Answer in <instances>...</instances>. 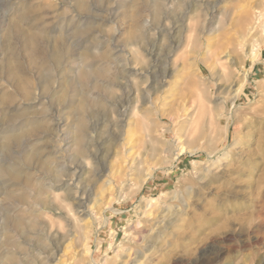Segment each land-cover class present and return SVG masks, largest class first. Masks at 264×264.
<instances>
[{"label":"rangeland","instance_id":"obj_1","mask_svg":"<svg viewBox=\"0 0 264 264\" xmlns=\"http://www.w3.org/2000/svg\"><path fill=\"white\" fill-rule=\"evenodd\" d=\"M82 1L0 0V170L20 175L0 171V264H264V0ZM80 91L85 157L67 144ZM31 151L90 163L87 214Z\"/></svg>","mask_w":264,"mask_h":264},{"label":"bare ground","instance_id":"obj_2","mask_svg":"<svg viewBox=\"0 0 264 264\" xmlns=\"http://www.w3.org/2000/svg\"><path fill=\"white\" fill-rule=\"evenodd\" d=\"M77 3H78V7H79V9H81V10H87V7H86V5L84 4L85 2H83L82 0H77ZM157 7V6H156ZM128 8V7H127ZM158 8V7H157ZM196 10V9H195ZM89 12V11H88ZM125 12V11H124ZM127 14V13H126ZM208 16V15H207ZM246 17V16H245ZM199 18V17H198ZM201 20H202V18H201ZM256 23L258 22V21H261V16H258V17H256ZM200 23V22H199ZM140 24V23H139ZM205 24V23H204ZM245 25H246V22H245ZM202 26V25H201ZM196 28H198V27H196ZM249 28V27H248ZM137 29V28H136ZM135 29V30H136ZM207 29V28H206ZM254 29H255V25L253 24V26L249 29V33H251L252 31H254ZM139 29H137V31H138ZM192 30V29H191ZM210 30V29H209ZM134 31V30H133ZM9 32V31H8ZM247 32V31H246ZM248 33V34H249ZM246 34V33H245ZM194 35V34H193ZM138 36V35H137ZM202 36V35H201ZM251 37V36H250ZM129 39L128 40H130L129 41V43L130 44H133V42H134V39H138V38H136V34H134V32H131L130 33V35H129V37H128ZM140 39V38H139ZM194 39H196V38H194ZM37 41H38V37H37V34H27L26 36H25V40H24V42L26 43V45L28 46V49H29V52H30V54H32L33 55V58H34V61L36 60V58L37 59H39V57H40V61L39 62H36L35 64L36 65H41V63H42V61H43V59L44 60H46L45 58H43V59H41L43 56H42V52H39L38 51V44H37ZM138 41V40H137ZM24 43V44H25ZM135 43V42H134ZM129 44V45H130ZM136 44V43H135ZM25 45V46H26ZM26 46V47H27ZM40 49V48H39ZM116 52H118V51H116ZM55 55V54H54ZM114 56V55H113ZM57 57V56H56ZM58 58V57H57ZM37 61V60H36ZM48 64V63H47ZM8 65H9V63H8ZM14 65V64H13ZM12 64H11V66H13ZM95 66V65H94ZM8 68V67H7ZM46 68V66L44 67V69ZM81 68V69H80ZM78 70L81 72V75L83 76V77H86V76H88L89 74H91V71L93 70L92 68H93V66H87V67H85V66H83L82 65V67H80ZM94 71V70H93ZM9 72V71H8ZM89 77V76H88ZM90 78V77H89ZM70 80H71V78L70 79H66V80H63L62 82L63 83H60L59 82V84H61L60 85V89H59V91H56V92H54V93H52L51 95L53 96V97H55L56 98V100L58 99V101L59 102H64L65 100H66V97H67V86L69 85V83H70ZM17 82V81H16ZM15 82V83H16ZM28 82H26V81H22V80H18V87L20 88V89H22L23 90V92L25 91L26 92V88L28 87ZM31 84V83H30ZM32 86V85H31ZM48 87H50V85L48 86L47 85V83L45 84V86L43 87V89L44 90H48ZM51 89H52V87H51ZM46 91H44V92H46ZM128 93V92H127ZM129 94V93H128ZM127 94V95H128ZM69 95V94H68ZM90 97V96H89ZM92 99V98H91ZM71 102V101H70ZM75 102V101H74ZM97 102V101H96ZM76 103V102H75ZM73 104V103H72ZM77 105L75 106L76 108V110H77V112H78V114H76V115H78L77 117H76V119L75 120H73V122H71L70 123V125H69V128H70V130L68 131V133L69 134H71L72 132L74 133V135L75 136H73L72 135V138H70V141L67 143V144H69L70 146L72 145H76L77 147H78V150H77V153H76V155H75V157H78L79 155L80 156H82V157H85V154H87V151H88V148L91 146V144H92V140L90 139L91 137L89 136V134H88V125H87V123H86V120H85V118L83 117V115L84 114H86V108H87V106H88V102H87V94L86 93H84V92H82V91H80V92H78V95H77V103H76ZM75 105V104H74ZM73 105V106H74ZM69 106H71V104L69 105ZM73 110V109H72ZM89 110V109H88ZM76 112V113H77ZM126 113V112H125ZM124 115V114H123ZM127 115V114H126ZM125 116V115H124ZM123 116V117H124ZM128 117V116H127ZM74 119V118H73ZM23 126V125H22ZM26 126V125H25ZM28 126V125H27ZM23 127L24 129H22L21 131H20V133L19 132H17V133H15V134H10L9 133V135H7V134H5L4 136V138L2 139L3 141L2 142H4L5 143V145L7 144H10L12 141L13 142H21V141H23L24 140V138H25V136H30V137H32L33 135H34V133L37 131V129L38 128H36V127H34V126H30V127ZM60 126V125H59ZM67 127V126H66ZM58 128V127H57ZM68 134V135H69ZM67 135V134H66ZM24 137V138H23ZM23 139V140H22ZM93 139V138H92ZM1 140V139H0ZM36 140V139H35ZM67 140V139H66ZM61 142V141H60ZM3 143V144H4ZM68 145V147H70ZM61 147V146H60ZM66 148V149H70V148ZM7 148H8V146H7ZM59 148V147H58ZM8 150V149H7ZM64 151H67V150H64ZM63 151V152H64ZM69 151V150H68ZM62 152V153H63ZM61 153V152H60ZM66 153V152H65ZM64 153V154H65ZM38 155H39V152L38 151H31V152H29L26 156H25V159L26 160H30L31 159V161L33 160V159H38V164H40L41 165V167H42V170L44 169V170H46V172L48 171L49 173L51 172V174H53L55 177H57L58 178V183H60V188L61 189H64V191L66 192V193H64V194H67V197L70 199V200H75V201H77L78 203H76V207H77V210L79 211L82 207H84L85 205L87 206V204H91V203H93L94 201H95V199H97V197H94V194H92V192H90V193H88L89 192V188H87V187H83V182H82V180L84 179H81L89 170V164L90 163H88V162H86V159L85 158H83V159H85V162L83 161H81L79 164H75V163H72V167H74V169L71 171V172H69V170H66L65 171V168L64 167H66V166H64L62 169H59V167L60 166H55V162L54 161H52V159L48 156L47 158H41L40 156L38 157ZM90 155H93V154H90ZM95 157V156H94ZM68 158V157H67ZM73 160V159H72ZM78 161V160H77ZM57 165V164H56ZM64 165V164H63ZM68 166H69V164H67ZM74 165V166H73ZM17 166H18V163H17ZM4 167V166H3ZM7 167V166H6ZM13 169V168H12ZM12 169H10V168H4L1 172L5 175V176H12V177H14V178H20V177H18V176H20L19 175V173L18 172H16L15 170H12ZM25 169V168H24ZM59 169V170H58ZM69 169V168H68ZM88 170V171H87ZM45 172V171H44ZM94 172V171H93ZM92 172V173H93ZM89 174H91V172L89 171L88 172ZM87 173V174H88ZM95 173V172H94ZM96 174V173H95ZM99 175V174H98ZM45 176V175H44ZM95 177V176H94ZM96 179H100V178H98V176H97V174H96ZM101 177V176H100ZM64 178L66 179V180H64ZM80 178V180L78 181V179ZM78 181V182H77ZM50 182V181H49ZM16 184V183H15ZM54 183H52L50 186H49V184L47 185V186H49V187H47L45 184L43 185V187L39 190V192L37 193L36 192V196H37V194H38V196H39V201H37V204H39L40 206H44L45 207V202L43 201V200H41L40 199V196L42 195V194H44L45 192V190H49L50 188H53V187H56V186H54L53 185ZM57 185V184H56ZM48 188V189H47ZM38 189V188H37ZM54 189V188H53ZM56 189V188H55ZM58 189V188H57ZM52 190V189H51ZM91 190V189H90ZM48 193V192H47ZM10 194H13V193H10ZM15 194V193H14ZM49 195V194H48ZM25 197H27V195H25ZM48 197V196H47ZM46 197V198H47ZM44 198V197H43ZM50 198V197H49ZM14 199V198H13ZM48 199V198H47ZM36 200V199H35ZM45 200V199H44ZM12 201H14V200H12ZM33 202V201H32ZM36 203V202H35ZM50 206V205H49ZM67 206H69V205H67ZM51 207H52V205H51ZM56 208V207H55ZM59 208V207H58ZM68 208V207H67ZM185 208V207H184ZM35 209V208H34ZM50 210V209H49ZM61 210V209H60ZM182 211H183V209L181 210H179V212H177V214L176 215H179V217L180 216H182ZM35 211L33 210L32 211V213H34ZM38 212V211H37ZM71 213V212H70ZM74 213V212H73ZM76 213V212H75ZM87 214V212H81V211H79L78 212V214ZM175 217V216H174ZM7 218H9V217H7ZM75 218V217H74ZM12 219V218H11ZM15 219V218H14ZM75 219H77V218H75ZM176 219H177V216H176ZM181 219V218H180ZM68 220V219H67ZM172 222V221H171ZM19 225H21L22 224V222L21 221H18L17 222ZM30 223V222H29ZM32 223V222H31ZM36 223V222H35ZM172 223H168L167 225L166 224H164V228L163 227H161L160 226V231H158L157 232V230H155V228H153V231H155L156 233H155V235H154V238H156V240H158L159 238H160V236L162 235V233H163V230L162 229H167V227H169L170 225H171ZM175 224V223H174ZM173 224V225H174ZM30 225H32V224H30ZM30 225H29V227H30ZM33 225H34V222H33ZM35 225H37V224H35ZM157 226V225H156ZM177 226V225H176ZM16 227V226H15ZM153 227H155V226H153ZM23 228V227H22ZM86 228V227H85ZM152 228V227H151ZM169 228H171V227H169ZM28 229V228H27ZM74 229V228H73ZM76 229V228H75ZM165 229V230H166ZM30 230V229H29ZM85 230V229H84ZM88 230V229H87ZM167 231V230H166ZM31 232V231H30ZM165 232V231H164ZM154 234V233H153ZM152 234V235H153ZM151 236V235H150ZM156 236V237H155ZM152 237V236H151ZM145 238V237H144ZM88 240V239H87ZM146 240V239H145ZM144 240V241H145ZM160 240V239H159ZM150 243L151 242V238L149 237V238H147V240L145 241V243ZM153 244V243H152ZM87 246V245H86ZM155 246V245H154ZM156 247V246H155ZM140 250V249H139ZM87 251V250H86ZM85 251V252H86ZM141 252V251H140ZM139 253V252H138ZM139 256L138 257H136V261L137 262H139V264H143V262H144V260H145V257H144V255L143 254H138ZM93 260V259H92ZM93 262V261H92Z\"/></svg>","mask_w":264,"mask_h":264}]
</instances>
